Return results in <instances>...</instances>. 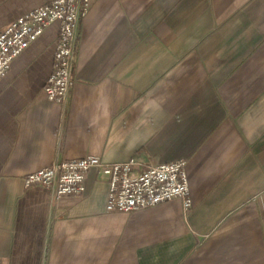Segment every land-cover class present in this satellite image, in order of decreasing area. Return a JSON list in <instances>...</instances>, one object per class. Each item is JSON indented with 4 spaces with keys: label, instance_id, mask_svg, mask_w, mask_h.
<instances>
[{
    "label": "crops",
    "instance_id": "crops-1",
    "mask_svg": "<svg viewBox=\"0 0 264 264\" xmlns=\"http://www.w3.org/2000/svg\"><path fill=\"white\" fill-rule=\"evenodd\" d=\"M45 1L0 0V31ZM58 31L0 79V264H264V0H91L63 105ZM87 155L187 159L191 210L107 211L96 170L83 197L24 184Z\"/></svg>",
    "mask_w": 264,
    "mask_h": 264
},
{
    "label": "built area",
    "instance_id": "built-area-1",
    "mask_svg": "<svg viewBox=\"0 0 264 264\" xmlns=\"http://www.w3.org/2000/svg\"><path fill=\"white\" fill-rule=\"evenodd\" d=\"M91 0H46L20 15L0 31V79L19 57L52 24L59 25L52 70L43 90L50 101L65 104L74 84L75 55L79 45L81 19ZM185 158L148 164L139 169L136 157L106 163L97 155L55 161L23 177L26 187L39 185L51 197H83L90 171L101 172L108 181L106 210L130 213L168 202L182 201L188 213L193 206Z\"/></svg>",
    "mask_w": 264,
    "mask_h": 264
}]
</instances>
